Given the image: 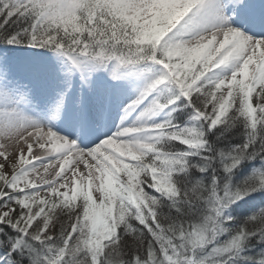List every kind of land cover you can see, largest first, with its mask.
Wrapping results in <instances>:
<instances>
[{
	"label": "snow or ice",
	"instance_id": "1",
	"mask_svg": "<svg viewBox=\"0 0 264 264\" xmlns=\"http://www.w3.org/2000/svg\"><path fill=\"white\" fill-rule=\"evenodd\" d=\"M0 264H264V0H0Z\"/></svg>",
	"mask_w": 264,
	"mask_h": 264
}]
</instances>
